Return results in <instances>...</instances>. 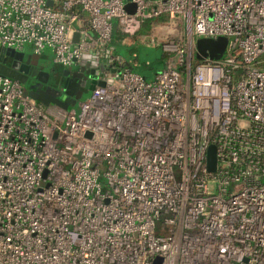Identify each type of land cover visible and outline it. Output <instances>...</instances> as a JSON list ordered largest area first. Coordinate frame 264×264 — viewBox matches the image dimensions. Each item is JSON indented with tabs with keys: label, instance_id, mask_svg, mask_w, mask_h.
<instances>
[{
	"label": "built area",
	"instance_id": "2783aa9c",
	"mask_svg": "<svg viewBox=\"0 0 264 264\" xmlns=\"http://www.w3.org/2000/svg\"><path fill=\"white\" fill-rule=\"evenodd\" d=\"M162 15L183 37L163 68L124 67L77 109L0 75V264H264V0H0V45L111 60L113 20Z\"/></svg>",
	"mask_w": 264,
	"mask_h": 264
},
{
	"label": "rangeland",
	"instance_id": "374dc122",
	"mask_svg": "<svg viewBox=\"0 0 264 264\" xmlns=\"http://www.w3.org/2000/svg\"><path fill=\"white\" fill-rule=\"evenodd\" d=\"M113 24L114 28L108 44L109 50L123 60L125 68L128 66L132 72L149 80L153 79L157 71L163 68L165 61L172 54V50L183 43L181 21L177 18L168 19L163 17V19H158L157 22L154 20L151 24L148 20H145L142 22L140 29L134 34L124 33L117 27L116 20H113ZM22 51L25 54H31L32 46L25 44ZM39 59L51 63L52 51L45 49ZM194 61L195 58H193ZM123 69L124 67L120 68L116 74L110 73L107 75L108 85L115 86L119 84L118 78ZM89 93L90 91L84 93L69 109H77L79 102L86 99ZM102 179L100 177L101 181ZM163 260L162 255H155L151 259V264H162Z\"/></svg>",
	"mask_w": 264,
	"mask_h": 264
},
{
	"label": "water",
	"instance_id": "95a60500",
	"mask_svg": "<svg viewBox=\"0 0 264 264\" xmlns=\"http://www.w3.org/2000/svg\"><path fill=\"white\" fill-rule=\"evenodd\" d=\"M51 1H48V4H50ZM131 3L125 4V9L129 12H133ZM78 39V33L75 32L73 35V42H76ZM227 38L224 36L217 37L216 39L208 38V37H199L195 40V52H194V58L196 60H204L206 58L209 59H219L226 47ZM109 51L107 50L106 53ZM103 52H95L94 54H84L82 55L81 59L78 61H75L76 65L79 66L77 71H70L65 70L63 72V75L66 77L64 80V83L62 85V91L64 93V97H60V91L54 93L51 91L45 90L43 91V94L34 93L31 89L28 91V95L35 99L36 101L42 103L45 106L49 105H55L58 106L64 110H69L70 106L74 105L78 99L81 98L82 92L86 93L88 92V89H84L80 94H74L68 90V82L70 80H74V78H78L80 80V77L83 76V74H87L88 71L85 69L89 67V63L86 62L88 59L93 58L94 62L99 68L100 73L104 74H114L115 68L113 67L109 71H104V67H109L113 63L116 62H103L101 59L103 58ZM31 57H34L35 64L38 63L39 56L34 54H25L23 51H16L14 49L7 48L5 46H0V75L10 77L12 79L19 80L17 75L19 74H26V72L23 70L22 66H26L28 63H30ZM82 65H79V64ZM37 69H41L40 65H36ZM127 69L130 70V68L127 66ZM97 69V68H94ZM94 72V70H92ZM34 78V75H30ZM107 84V79L105 77H102L97 81V86H105ZM94 88V87H93ZM91 88V89H93ZM90 89V90H91ZM215 146L210 145L207 149V157H206V168L209 172H213L215 170ZM45 174V173H44Z\"/></svg>",
	"mask_w": 264,
	"mask_h": 264
},
{
	"label": "flooded vegetation",
	"instance_id": "af4514ba",
	"mask_svg": "<svg viewBox=\"0 0 264 264\" xmlns=\"http://www.w3.org/2000/svg\"><path fill=\"white\" fill-rule=\"evenodd\" d=\"M111 52V51H110ZM32 54V53H31ZM112 55V62L113 63L109 67H104V71H109L113 67L115 68V73L119 72L120 68L125 67L122 62L119 60L118 57H116L112 52L110 53ZM109 56V54H108ZM108 56L104 55V57L101 59L103 62H110L111 60L108 59ZM35 58L31 57L30 63H28L26 66H22L23 70L26 72V74H19L17 75L20 79V83L22 89L26 91L28 94V91L31 89L34 93H40L43 94V91L47 90L56 93L57 91H60V97H64V93L62 91V85L64 83V80L66 77L63 75V72L65 70L70 71H77L79 66L76 65L74 62L70 66H62L58 63H55L53 60H51V63L41 61L38 59V63L35 64ZM44 62V63H43ZM86 62H88L90 65L85 70L88 71L87 74H83L82 77H80V80L76 77L74 80H70L68 82V90L74 94H80L84 89H88L90 91L91 88L97 86V81H99L100 78L105 77L108 79L107 74L100 73L99 68L94 62V59H88ZM36 65H40L41 69H37ZM79 65H82L81 63ZM97 68V69H94ZM94 70V72H92ZM30 75H34V78ZM84 93L82 92V95Z\"/></svg>",
	"mask_w": 264,
	"mask_h": 264
},
{
	"label": "trees",
	"instance_id": "16d2710c",
	"mask_svg": "<svg viewBox=\"0 0 264 264\" xmlns=\"http://www.w3.org/2000/svg\"><path fill=\"white\" fill-rule=\"evenodd\" d=\"M163 17H167L168 19L170 18L168 15H162V16H159L157 18H153V19H147L149 21V23H153V21L155 20V22L158 21V19H163ZM165 19V18H164ZM171 19V18H170ZM113 32V31H112ZM264 56V55H263ZM166 62V61H165ZM165 64V63H164ZM158 72V71H157Z\"/></svg>",
	"mask_w": 264,
	"mask_h": 264
},
{
	"label": "crops",
	"instance_id": "0c3cea01",
	"mask_svg": "<svg viewBox=\"0 0 264 264\" xmlns=\"http://www.w3.org/2000/svg\"><path fill=\"white\" fill-rule=\"evenodd\" d=\"M115 55V54H114ZM116 57H118L119 58V60L122 62V64L125 66V64L123 63V60L119 57V56H117V55H115ZM115 64V63H114ZM127 67V66H126Z\"/></svg>",
	"mask_w": 264,
	"mask_h": 264
}]
</instances>
